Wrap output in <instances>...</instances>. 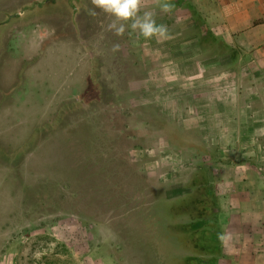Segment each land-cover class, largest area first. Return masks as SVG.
<instances>
[{"label": "rangeland", "instance_id": "374dc122", "mask_svg": "<svg viewBox=\"0 0 264 264\" xmlns=\"http://www.w3.org/2000/svg\"><path fill=\"white\" fill-rule=\"evenodd\" d=\"M196 4L236 60L204 56L185 8L143 0L168 29L144 39L114 35L90 0H0V264H176L141 211L189 193L199 168L227 244L264 236V0ZM175 122L209 151L173 146Z\"/></svg>", "mask_w": 264, "mask_h": 264}, {"label": "trees", "instance_id": "16d2710c", "mask_svg": "<svg viewBox=\"0 0 264 264\" xmlns=\"http://www.w3.org/2000/svg\"><path fill=\"white\" fill-rule=\"evenodd\" d=\"M172 2L175 4L174 9L185 8L190 12L194 20L192 28L196 29L198 43L205 57L229 55L233 61L238 58L239 51L207 26L205 17L193 0ZM211 49L213 51L208 53ZM175 125L174 131L167 134L173 146L180 143L179 146L183 148L196 144L200 148L197 151H209L202 142L189 143L184 137L189 136L190 130L177 122ZM177 132L182 136L179 137ZM88 167L86 171L91 175H98L100 179L110 177L107 174L110 173L108 166L99 168L98 164L91 163ZM106 182L113 184L110 180ZM114 182L118 183L115 179ZM187 186L190 192L183 196L167 200L155 199L146 203L141 211L143 219L155 225L160 238L171 242L172 246L183 252L175 259L176 264H219L224 250L220 196L204 168L190 175Z\"/></svg>", "mask_w": 264, "mask_h": 264}, {"label": "clouds", "instance_id": "9594fccd", "mask_svg": "<svg viewBox=\"0 0 264 264\" xmlns=\"http://www.w3.org/2000/svg\"><path fill=\"white\" fill-rule=\"evenodd\" d=\"M90 2L92 7L87 9L86 14L93 18L100 13L110 17L108 29L118 37H123L126 31L137 33L144 39L168 36L167 26L157 24L154 11L142 12L143 0H90ZM155 7L164 14H169L175 8V4L172 0H155ZM121 50L122 46L119 43L112 46L114 53Z\"/></svg>", "mask_w": 264, "mask_h": 264}, {"label": "crops", "instance_id": "0c3cea01", "mask_svg": "<svg viewBox=\"0 0 264 264\" xmlns=\"http://www.w3.org/2000/svg\"><path fill=\"white\" fill-rule=\"evenodd\" d=\"M195 1V0H194ZM200 0H196L195 3ZM243 1H251V0H243ZM152 4L155 6V0H152ZM244 207V205H231V209H233V212H235L236 210H242V208ZM236 209V210H235ZM236 222V219L234 220ZM227 222L224 223V229H226L227 227ZM223 239H224V250H223V254L219 260V264H221L222 261L225 260H230L231 262L233 261L234 264L235 263H239L241 260V263L243 264H264V236H261L260 238H256L255 237L250 240H243V244L244 245H250L247 251L242 252V250L240 249H236L237 245L236 242H232L233 246H230L227 244V237H226V232L223 235ZM228 239H230L228 237ZM241 243V242H240ZM242 258H244V261L242 260Z\"/></svg>", "mask_w": 264, "mask_h": 264}, {"label": "flooded vegetation", "instance_id": "af4514ba", "mask_svg": "<svg viewBox=\"0 0 264 264\" xmlns=\"http://www.w3.org/2000/svg\"><path fill=\"white\" fill-rule=\"evenodd\" d=\"M25 11H26V8H23L21 11H16L15 13L9 14V16L7 17V19L4 20V22L6 23L7 21H9L14 16H16V17L19 16L20 17ZM17 12H20V14H17ZM18 73H20V71ZM1 75L4 76V77L6 76V75H3V74H1ZM18 79H19V77H18ZM15 86H16V83L13 84L12 86H10V88L11 87L15 88ZM0 88H2V87L0 86ZM10 88L8 90H10Z\"/></svg>", "mask_w": 264, "mask_h": 264}, {"label": "water", "instance_id": "95a60500", "mask_svg": "<svg viewBox=\"0 0 264 264\" xmlns=\"http://www.w3.org/2000/svg\"><path fill=\"white\" fill-rule=\"evenodd\" d=\"M17 14H20V12H17Z\"/></svg>", "mask_w": 264, "mask_h": 264}]
</instances>
